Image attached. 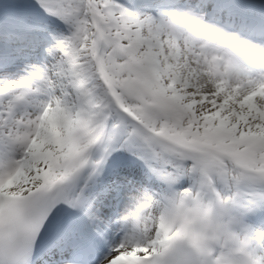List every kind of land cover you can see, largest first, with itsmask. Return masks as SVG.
<instances>
[{
  "label": "snow or ice",
  "instance_id": "snow-or-ice-1",
  "mask_svg": "<svg viewBox=\"0 0 264 264\" xmlns=\"http://www.w3.org/2000/svg\"><path fill=\"white\" fill-rule=\"evenodd\" d=\"M0 264H264V0H0Z\"/></svg>",
  "mask_w": 264,
  "mask_h": 264
}]
</instances>
